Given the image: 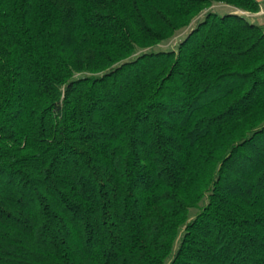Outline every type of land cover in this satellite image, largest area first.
Wrapping results in <instances>:
<instances>
[{
	"label": "trees",
	"instance_id": "obj_1",
	"mask_svg": "<svg viewBox=\"0 0 264 264\" xmlns=\"http://www.w3.org/2000/svg\"><path fill=\"white\" fill-rule=\"evenodd\" d=\"M260 11L0 0V264H264Z\"/></svg>",
	"mask_w": 264,
	"mask_h": 264
},
{
	"label": "rangeland",
	"instance_id": "obj_2",
	"mask_svg": "<svg viewBox=\"0 0 264 264\" xmlns=\"http://www.w3.org/2000/svg\"><path fill=\"white\" fill-rule=\"evenodd\" d=\"M214 10H217L219 14L221 15H225V14H229L230 9H228L227 7H215ZM241 13V12H240ZM247 18L250 22L255 23L254 19L252 17H250V14H247ZM190 29L185 30L184 32L179 33L175 38L161 44L160 46H158L156 49L157 51L159 50H170V49H176L179 45V43L185 39V37L187 36V34L190 32Z\"/></svg>",
	"mask_w": 264,
	"mask_h": 264
},
{
	"label": "crops",
	"instance_id": "obj_3",
	"mask_svg": "<svg viewBox=\"0 0 264 264\" xmlns=\"http://www.w3.org/2000/svg\"><path fill=\"white\" fill-rule=\"evenodd\" d=\"M261 5V11L257 14H250V17H252L256 24L264 25V0H257ZM228 9H230L228 7ZM231 12V9H230Z\"/></svg>",
	"mask_w": 264,
	"mask_h": 264
}]
</instances>
